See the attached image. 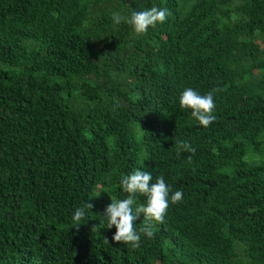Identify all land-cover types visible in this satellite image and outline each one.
Wrapping results in <instances>:
<instances>
[{"label": "trees", "instance_id": "trees-1", "mask_svg": "<svg viewBox=\"0 0 264 264\" xmlns=\"http://www.w3.org/2000/svg\"><path fill=\"white\" fill-rule=\"evenodd\" d=\"M136 169L183 199L134 249L103 213ZM0 264H264V0H0Z\"/></svg>", "mask_w": 264, "mask_h": 264}, {"label": "clouds", "instance_id": "clouds-1", "mask_svg": "<svg viewBox=\"0 0 264 264\" xmlns=\"http://www.w3.org/2000/svg\"><path fill=\"white\" fill-rule=\"evenodd\" d=\"M170 14L167 8L153 6L142 11L132 10L129 17H124L119 12H113L112 19L117 25L121 22L131 25L137 35H143L148 32L150 27L154 28L158 23H165ZM215 91L218 90H212L206 95H201L193 88H185L179 98L180 107L191 109L192 117L200 125L207 128L216 119L214 115L216 108L214 101ZM176 147L178 155L181 151L191 153L196 151L187 140L177 141ZM152 181V173L140 169H136L131 174L121 177L120 184L123 191L128 193V196L121 200L111 199V203L103 213L107 218V228L111 229L113 226L116 228V232L112 237L114 242L128 244L134 249L139 248L141 245L140 233H144L148 238H153V222L160 224L165 222L169 200L172 204L182 201V191L177 190L173 193L163 176L157 177L154 183ZM137 194L146 197V203L133 208V205L136 204ZM93 207L92 203L86 202L83 207L77 208L72 217L74 223L84 219L86 211ZM141 216H143L145 223L137 232L135 221ZM106 243H109L107 238Z\"/></svg>", "mask_w": 264, "mask_h": 264}]
</instances>
